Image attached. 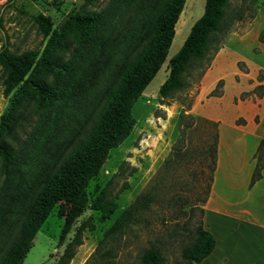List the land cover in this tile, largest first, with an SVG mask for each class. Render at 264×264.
Segmentation results:
<instances>
[{
    "label": "trees",
    "instance_id": "1",
    "mask_svg": "<svg viewBox=\"0 0 264 264\" xmlns=\"http://www.w3.org/2000/svg\"><path fill=\"white\" fill-rule=\"evenodd\" d=\"M84 1L85 5H94V0ZM148 1L138 0L135 14H107L106 9L82 11L70 17L72 29L65 33H75L81 44L92 40L97 46L98 39L111 35L115 17L120 16L118 23L125 28L119 32L117 45L123 48L116 50L113 45L103 52L106 57L114 56V63L108 64L113 66L112 71L104 65L97 67L101 63L94 65L91 59L85 61L88 65L75 64L73 52L72 58L63 59L60 51H67L69 44L63 33L51 35L34 66L37 54L34 50L18 56L7 50L1 52L0 62L9 72L6 92L31 73L27 89H22L12 100L0 122V264L21 263L36 232L56 205L58 215L64 218L60 242L73 220L88 205L99 212L100 222L109 220L116 210V202L108 197L105 186L99 188L90 203L89 183L98 174L109 150L130 134L135 124L132 106L166 60L175 24L186 5V0ZM256 1L205 0L202 14L192 24L179 51L168 60V73L159 86V97H168L186 88L188 77L196 69L200 77L231 29L253 17ZM35 20L40 21L48 35L49 19L38 15ZM260 40L264 42V36L260 35ZM104 73H107L106 80L84 94L88 84L98 85ZM81 77H84L83 84ZM85 86L83 93L81 87ZM32 115L36 117L33 124ZM211 123L217 127V122ZM26 126L32 127L27 139L16 141L17 130L23 131ZM217 142L218 132H215L212 173ZM173 153L179 154V148ZM254 158L251 184L261 177L264 168V138ZM211 182L212 175L204 202ZM138 206L139 202L134 201L121 210L100 243L122 233L134 220ZM80 233L81 228L55 264H69L74 248L82 243ZM214 243L213 235L200 222L192 242L181 248L182 260L175 264L201 261L212 251ZM164 262L157 245H149L142 251L140 264Z\"/></svg>",
    "mask_w": 264,
    "mask_h": 264
},
{
    "label": "rangeland",
    "instance_id": "2",
    "mask_svg": "<svg viewBox=\"0 0 264 264\" xmlns=\"http://www.w3.org/2000/svg\"><path fill=\"white\" fill-rule=\"evenodd\" d=\"M204 1L186 0L166 60L132 106L135 124L130 134L109 150L98 174L89 183L90 203L103 186L108 197L115 200L117 207L111 218L100 222L99 212L88 205L60 242L64 218L58 215L56 205L20 264H55L79 228L82 243L74 248L69 264H140L142 251L149 245L160 247L164 264L182 260L181 248L192 242L196 226L202 224L201 209L211 175L213 180L211 162L218 124L246 123L248 113L264 98V42L260 40V35L264 36V0L254 4L253 17L231 29L200 77L196 69L188 77L186 88L159 97V86L168 73V60L179 51L192 24L202 14ZM128 2L94 0V5L88 6L84 0H0V56L3 50L17 56L34 50V66L51 35L63 33L69 41L68 50L60 51L63 59L72 58L73 52L75 64L88 65L85 61L91 59L94 65L101 63L97 67L104 65L112 71L113 66L108 64L114 63V56L106 57L103 52L113 45L116 50L123 48L117 45L119 32L125 28L118 23L120 16L115 17L111 35L98 39L97 46L92 40L81 44L75 33L65 32L72 29L70 17L78 12L107 9V14H135L138 0L131 5ZM38 15L49 19L48 35L40 21L35 20ZM93 39L96 41V37ZM30 73L6 92L9 72L0 62V122L12 100L27 89ZM106 75L98 85L92 82L88 88L81 87L82 92L87 88L84 94L90 93L99 87ZM83 81L81 77L80 83ZM35 118L32 115V124ZM204 119L217 121V127ZM31 129L26 126L23 131L17 130L15 140L27 139ZM176 147L177 155L173 153ZM253 184L250 179L249 186ZM134 201L139 206L130 225L100 243L113 219Z\"/></svg>",
    "mask_w": 264,
    "mask_h": 264
},
{
    "label": "crops",
    "instance_id": "3",
    "mask_svg": "<svg viewBox=\"0 0 264 264\" xmlns=\"http://www.w3.org/2000/svg\"><path fill=\"white\" fill-rule=\"evenodd\" d=\"M260 100L246 123L218 124L217 159L202 216L215 243L194 264H264V168L249 186L254 154L264 138V98Z\"/></svg>",
    "mask_w": 264,
    "mask_h": 264
}]
</instances>
